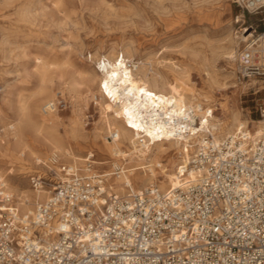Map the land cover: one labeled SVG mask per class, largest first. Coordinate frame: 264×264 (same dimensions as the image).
Wrapping results in <instances>:
<instances>
[{"label": "built area", "instance_id": "2783aa9c", "mask_svg": "<svg viewBox=\"0 0 264 264\" xmlns=\"http://www.w3.org/2000/svg\"><path fill=\"white\" fill-rule=\"evenodd\" d=\"M233 2L263 23L243 29L249 36L236 55L237 77L264 80V0ZM66 105L57 91L41 111ZM258 109L264 120V102ZM204 133L178 168L201 172L167 190L124 182L117 193L101 173L65 164L49 168L47 177L33 172L31 187L49 195L33 214L5 198L0 264H264V126L256 136L247 127L219 140Z\"/></svg>", "mask_w": 264, "mask_h": 264}, {"label": "bare ground", "instance_id": "6f19581e", "mask_svg": "<svg viewBox=\"0 0 264 264\" xmlns=\"http://www.w3.org/2000/svg\"><path fill=\"white\" fill-rule=\"evenodd\" d=\"M12 1L4 0L7 5ZM17 1V20L31 23L35 16L33 12L35 0ZM57 3L55 6L58 7ZM40 10L45 14L44 3H40ZM247 32L248 29H245L241 34L242 40L249 36ZM232 35L227 34L224 42L216 46L228 59L229 64L235 59L233 45L237 40ZM128 48L125 45L111 46L109 52L90 53L89 61L93 60L95 63L92 66L87 63L74 66L69 59L55 63L49 61L45 54L35 56L30 71L37 79L34 92L26 98H19L18 103L13 101L12 96H8L3 98L5 103L0 104V113L3 105H7L20 114L17 124H10L12 128L16 125L12 130L11 140L6 143L1 141L2 138L0 140V208L6 207L5 198L9 197L8 205H14L22 214H33L36 207L48 197L49 191L46 188L26 190L21 184V178L28 172L32 158L35 164H40L39 154L42 148L49 152V156L40 166L43 171H48L50 167L59 169L57 163L62 156L65 165L75 166L83 173L96 172L94 165L87 169V160L101 165L109 162L105 160L106 158L114 156L116 160L111 161V170L106 169L101 173L106 189L122 193L125 189L124 182H127L137 189L156 184L161 190H167L196 178L201 172L200 169H196L183 175L179 173L178 168L180 163H187L190 154L202 142L205 130L212 132L217 140L240 127H247L254 136L261 133L264 120L260 118L255 121L242 117L236 108L230 110L222 108V116L216 117L214 110L218 108L209 106L211 96L201 93L194 86L185 65L169 60L164 64L165 69L149 70L139 65L140 61L136 62V59L132 58L131 48ZM22 52H25L24 48ZM196 53V51L193 53L194 56ZM54 75L58 76L71 92H76V85L84 83L89 86L87 89H93V92L100 96L101 125L90 134L85 132L79 118H73L68 120V131L62 135L53 123L59 111L43 113L41 107L44 103L39 108L37 103L48 95V85ZM207 77L211 87L226 84V75L220 78L207 71ZM204 102L209 105L203 107ZM195 118L199 119V124L193 125ZM22 121L26 122L27 129L35 131L34 137L25 134L20 123ZM103 129L107 131V136L103 135ZM19 147L23 149L19 153L22 157L15 155V150ZM74 151L86 154L81 156ZM95 154L100 160L95 159ZM78 161L85 162V167H78ZM125 165L128 172H125ZM176 165L178 167L174 168ZM5 193L8 195H4Z\"/></svg>", "mask_w": 264, "mask_h": 264}, {"label": "rangeland", "instance_id": "374dc122", "mask_svg": "<svg viewBox=\"0 0 264 264\" xmlns=\"http://www.w3.org/2000/svg\"><path fill=\"white\" fill-rule=\"evenodd\" d=\"M35 2L33 5L35 16L32 22L23 23L18 21L16 16L18 1L13 0L7 5L4 0H0L1 105L5 103L3 99L5 97L12 96L13 101L18 103L19 98H26L34 92L37 79L30 71L37 55L45 54L49 61L55 63L69 59L74 66H81L83 63L92 66L95 63L93 60L89 61L90 53L109 52L111 46L125 45L129 47L128 49L131 48L132 58L136 59V62L140 61L139 65L149 70L165 69L164 64L169 60L185 65L194 86L201 93L211 96L210 105L204 102L203 107L216 106L218 108V111L214 110L216 117L222 116V108L228 110L236 108L242 117L255 121L260 119L258 108L264 102V80H239L235 59L239 48L244 44L240 37L244 27L259 23L261 29L263 23L259 22V16L243 10L233 0H35ZM56 2L59 4L58 7L55 6ZM40 3L45 4V14L40 10ZM229 33L233 34L235 40L237 39L233 45L235 59L231 60V64L221 54V50L216 48L220 42H224ZM22 48L25 52H22ZM214 48L215 50L211 51ZM195 51L197 55L194 56ZM213 57L215 62L212 60ZM207 71L220 78L226 75V84L209 86ZM52 79L48 85V95L37 104L40 108L46 100L52 96L54 98L57 91L63 93L67 105L54 119L57 131L65 135L68 131V120L73 118L80 119L88 134L101 125L100 96L97 92L87 89L89 86L84 83L76 85V92H71L58 76L54 75ZM90 87L93 88L92 85ZM19 117L18 111L3 105L0 113L1 141L6 143L11 140L12 130L16 125L12 128L10 124H17ZM20 123L25 134L35 136L33 129H27L26 122ZM107 134L103 129V135ZM21 150L23 151L21 147L17 148L15 155L22 157L19 156ZM74 152L81 156L86 154ZM39 156L40 164H35L32 158L28 172L21 178L23 189L32 188L29 177L37 170L41 175L46 174L45 177L50 176L48 171L40 168L49 152L42 148ZM94 157L100 160L98 155L95 154ZM105 160L109 162L93 164L96 172L102 173L106 169L110 171V163L116 158L112 156ZM61 163L64 164L62 156L57 166ZM77 164L78 167H85V162L78 161ZM125 172H128L126 165ZM13 199L14 197L11 201Z\"/></svg>", "mask_w": 264, "mask_h": 264}]
</instances>
